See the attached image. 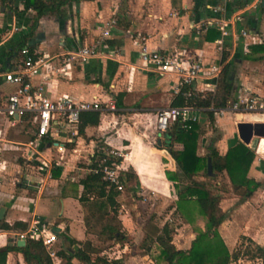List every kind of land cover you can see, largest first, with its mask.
I'll return each instance as SVG.
<instances>
[{
    "label": "crops",
    "instance_id": "obj_1",
    "mask_svg": "<svg viewBox=\"0 0 264 264\" xmlns=\"http://www.w3.org/2000/svg\"><path fill=\"white\" fill-rule=\"evenodd\" d=\"M263 1L76 0L65 6L62 16L41 17L29 44L55 67L59 66L64 53L97 40L101 26L110 17L116 18V25L110 31V37L98 46L97 54L84 64H72L66 73H57L46 79H42V69L40 75L32 78L34 83H45L44 94L50 99L67 95L76 102L97 101L101 107L98 124L87 125L82 131L77 124L75 133L62 132L56 139L43 137L38 140L31 114L11 118L4 110L6 97L15 87L4 81L3 73L16 69L22 59L16 53L8 54V49L18 41L20 32L29 29L33 13H14L9 9L14 5L21 9L22 0H6V7L0 4V32L5 33L0 41V208L5 209L0 221L9 226L19 223L14 229H0V247L17 245L20 234L27 231L32 218L39 220L46 233L56 235L52 246L55 253L58 249L67 253L71 248L75 249L76 245L70 244L66 236L79 242L90 240L94 246L102 247L97 235L86 232L84 208L78 200L83 191L80 180L90 172L95 149L102 143L121 151L120 172L129 173L123 184L127 189L118 191L115 196L117 218L129 241L114 243L101 254L112 255L120 264H155V259L150 256L151 250H145L153 243L148 238L144 240L150 228L141 219L134 222L129 217L136 207L134 197L145 194L158 201L154 208L163 206L168 211L175 210L176 189L167 179L166 172L173 173L176 167L163 146L164 137L160 138L156 132L155 123L157 112L171 106L177 77L144 66L139 58V42L145 43L150 50H176L206 64L216 63L219 58L216 50L218 36L212 41L205 37L210 28L219 35L218 24L214 22L206 26V22L221 17L229 19L234 24L235 36L225 38L227 56L223 64H229L232 95L250 90L264 96ZM216 8L218 12L214 11ZM14 25L18 28L16 32H5ZM241 30L247 31V35L242 36ZM214 86L210 79L199 78L194 90L210 91ZM117 99L122 104L120 108L116 107ZM226 113L231 114L230 121L221 118ZM197 115L200 129L197 154L204 155L213 138L207 139L202 127L206 122L210 124L207 115L199 110ZM213 117L214 128L221 132L215 138L214 146L221 154L239 139L236 125L240 119L264 124V114L240 116L215 110ZM258 131L264 132V127H259ZM255 137L253 135L252 139ZM173 146L182 148L179 143ZM44 161L50 162L49 169L43 167ZM248 176L260 182L259 188L243 202H237L233 193L227 209L220 202L225 219L218 232L226 245L235 244L242 235L264 249V159L254 155ZM225 183L231 190L227 178ZM128 220L131 221L129 227ZM182 225L179 236L188 233V239L180 240L183 247L172 243L178 249H187L194 234L184 229L189 226L188 222ZM130 245L137 250L131 251ZM53 262L60 263L59 259ZM72 262L78 263L75 258ZM6 264L25 263L20 252L12 251L7 254Z\"/></svg>",
    "mask_w": 264,
    "mask_h": 264
},
{
    "label": "trees",
    "instance_id": "obj_2",
    "mask_svg": "<svg viewBox=\"0 0 264 264\" xmlns=\"http://www.w3.org/2000/svg\"><path fill=\"white\" fill-rule=\"evenodd\" d=\"M76 0H22V8L17 5L9 6L14 13L31 11L33 13L32 23L28 30L19 33L18 41L8 49V54H17L21 58L20 51L27 49L33 58L39 55L35 52V46L29 41L33 37L38 20L43 16L59 17L64 13L65 6ZM173 2V0H172ZM2 6H7L6 0H0ZM218 36V31L210 28L206 32V40L212 41ZM227 52L223 51L221 63L225 60ZM229 64L222 65L220 73L215 81L213 90L196 92L185 98L182 92L186 87L175 95L171 106L191 105L199 111H203L210 124L214 122L213 112L220 108H225L232 101V83L229 75ZM120 99H117L116 107H121ZM99 111L88 110L80 114L78 121L79 131L87 125H97ZM214 127V126H213ZM200 129L197 123H193L189 129H182L179 122L173 123L164 133L163 146L173 158L176 170L166 172L168 180L173 182L176 189L175 211L183 215L186 222H191V206L195 204L198 212L205 218V228L197 232L191 241L189 248L178 249L172 243L170 230L167 223L161 228L155 225L148 230V237L156 243L158 253L153 258L156 262L165 264H229L232 258L236 259L237 254L229 252L226 244L221 238L218 227L225 218V212L220 207L223 198L222 193L226 191L225 179L227 178L231 186V191L240 202L249 199L260 186V182L248 176L250 165L254 159V152L244 143L237 141L232 144L224 154H221L214 146L215 138L211 139L207 153L197 154V140ZM174 143L182 145L181 149H175ZM158 147V145H156ZM109 147L100 143L92 157L90 172L86 174L80 183L83 191L79 196V202L84 208V225L86 232L97 235L98 240L104 244L102 247L94 246L90 240L82 242L75 241L66 236L70 244H75L77 249H70V253L62 249L56 251V258L59 264H120L119 261L109 259L107 254H101L103 249H107L114 243L122 244L129 241V237L122 230L121 223L117 218L118 204L115 196L118 191L103 179L100 171L94 172L92 169L98 168L97 163L101 158H106V164L121 159H113L107 155ZM169 157V156H168ZM169 159H171L169 157ZM208 162L210 173H208ZM172 163V159L171 162ZM54 176L56 173L53 174ZM129 178L128 171L120 172V177L125 182ZM224 179L221 187L220 179ZM19 223L9 226L0 221V229H14ZM24 229V226H21ZM150 251V247H146ZM18 251L22 254L25 264H54L45 246L40 239L25 236L23 246L16 244L0 247V264H6V257L9 252ZM257 258L260 264H264V249L257 247ZM95 257V258H94Z\"/></svg>",
    "mask_w": 264,
    "mask_h": 264
},
{
    "label": "built area",
    "instance_id": "obj_3",
    "mask_svg": "<svg viewBox=\"0 0 264 264\" xmlns=\"http://www.w3.org/2000/svg\"><path fill=\"white\" fill-rule=\"evenodd\" d=\"M218 12L219 9H214ZM239 19V17H236ZM218 24L219 35L216 39V50L219 58L216 63H203L200 59L193 56H185L176 50L162 51L150 50L145 43L139 42V58L146 67H150L159 73H172L177 77L176 84L173 88V94L177 95L182 87L186 90L182 92L185 98H189L194 94V85L199 78L210 79L215 85V81L220 73L222 63L221 55L224 51L225 38L227 36H235L233 30V22L229 19L221 17L219 20L207 21L206 26L213 23ZM116 25V18L110 17L103 23L100 29L99 38L90 45L77 47L61 55L59 66L49 64V59L38 56L33 58L27 49H22L20 54L22 59L16 69L7 70L3 73L5 82L14 85L15 90L6 97L5 113L11 117H21L26 113L31 114V120L35 125V135L37 140L43 137L58 138L62 132L75 133L81 112L88 110H101L97 101H74L67 95H63L57 99H50L44 94V82L34 83L32 78L41 74L42 79H46L57 73H66L72 64H84L88 59L97 54L98 46L102 41L110 37V31ZM206 28V27H205ZM16 32L18 28L14 25L5 32ZM5 33L0 32V41ZM242 36L247 35V31L241 30ZM141 40H144L141 38ZM215 87V86H214ZM219 113L230 112L234 115L248 114H264V96L243 90L232 95V101L225 108L216 110ZM198 109L191 105L169 106L157 112L156 116V132L159 137H163L168 128L175 122H179L182 129H189L193 123H197L199 116ZM240 119L239 122H244ZM257 137V143L254 155L258 159H264V156L258 151V143L264 135ZM30 144H32L30 142ZM250 147L249 144H247ZM38 154L37 151H34ZM107 155L113 159H121L122 153L117 148H109ZM121 161V160H120ZM120 161H113L106 164V158L98 160L97 167L92 171H100L103 179L115 190L122 191L124 181L120 177ZM43 167L50 168V162H42ZM91 171V170H89ZM29 235L30 237L40 239L45 246L49 256L54 260L56 258L55 251L52 249L56 241V235L52 232L46 233L44 226L39 225V220L32 218L26 232L20 234V239ZM109 259L113 257L108 256Z\"/></svg>",
    "mask_w": 264,
    "mask_h": 264
},
{
    "label": "rangeland",
    "instance_id": "obj_4",
    "mask_svg": "<svg viewBox=\"0 0 264 264\" xmlns=\"http://www.w3.org/2000/svg\"><path fill=\"white\" fill-rule=\"evenodd\" d=\"M230 117H232L231 114L226 113L221 118L227 119V120L229 119V121H230L231 120ZM113 125H115V123ZM202 125H203L202 127L205 128V133H206L207 139L208 138H210V139L216 138V137L221 135V132H219L218 128H214L212 123L209 124L206 122ZM226 133H229V132L226 131ZM232 133H233V130L231 131V134ZM234 135H233V138L235 137ZM237 141H240V140L238 139ZM218 151H219V149H218ZM220 181H221L220 186L223 187L224 179L221 178ZM125 187L127 189V186H125ZM125 187H123L122 190H124ZM225 187H226L225 188L226 191L222 193L223 198L221 199L220 202H221V206H223L225 209H227V207H229L228 206V204H229L228 199H230V197H232L234 194L229 188H227V184L225 185ZM134 199L137 201L136 207L134 210H132V212L130 213V217H129V218H132V221L134 220V222H136L137 218H139L144 223H147L145 225H146V227H148L150 229H151V227H153V225H155V226L159 225L160 227H162V225L164 223H167L168 229L170 230V235H171L172 241H174V243H176V245L177 244L180 245V247L182 246L180 244V240L184 239V238L188 239L187 238L188 233H182L179 236V233L182 231V226H183L182 224L186 223V220H184V217L182 214H180V212H176L175 210H172V209H169V211H168L167 207L164 208L163 206L162 207L158 206L157 209L154 208L157 205L158 201H156L155 199H149L147 197V194H145V196H138V197L135 196ZM237 202H239V200H237ZM172 206H174V205L172 204ZM190 210H191V222L189 223V226H186V228H184V229L185 230L188 229L186 232H189V233L192 231L194 234L193 237H195V235L197 234V232L199 230L205 228V221L206 220L198 212V209H197L195 204H192ZM141 220H139V222L137 221V224L140 223ZM128 221H129V223H128L127 227H129V224H131V221L130 220H128ZM121 222H122V220H121ZM175 235H177V236H175ZM131 239H133V238H131ZM103 245L104 244H102V246ZM226 246H227L229 252L237 254V258L236 259L232 258L230 260L229 264H260L261 263L260 259L257 258V253H258L257 247H258V245H256L253 241H251L250 239H248L245 236L240 235L235 244L226 245ZM130 249H131V251L137 250V248L135 250V248L132 246L130 247ZM145 249H146V247H145ZM150 250H151L150 256L154 257L155 255H157L158 248H157L156 243H154V242L151 243ZM110 256H112V255H110ZM155 264H165V262L158 263L155 261Z\"/></svg>",
    "mask_w": 264,
    "mask_h": 264
},
{
    "label": "water",
    "instance_id": "obj_5",
    "mask_svg": "<svg viewBox=\"0 0 264 264\" xmlns=\"http://www.w3.org/2000/svg\"><path fill=\"white\" fill-rule=\"evenodd\" d=\"M264 2V1H263ZM237 133L240 141L244 144H249L250 143V148L252 150L255 149L256 143H257V137L252 139V136H259V135H264V132H259L258 129L259 127H264V124H259V123H250V122H239L237 125ZM161 140H158V143H160ZM208 173H210V164L208 162ZM4 207L0 208V219H2L3 214H4ZM58 230V229H57ZM25 243V239L21 238L17 241L18 246H23ZM77 249V247H74Z\"/></svg>",
    "mask_w": 264,
    "mask_h": 264
},
{
    "label": "bare ground",
    "instance_id": "obj_6",
    "mask_svg": "<svg viewBox=\"0 0 264 264\" xmlns=\"http://www.w3.org/2000/svg\"><path fill=\"white\" fill-rule=\"evenodd\" d=\"M258 151L264 156V138H261L258 143Z\"/></svg>",
    "mask_w": 264,
    "mask_h": 264
}]
</instances>
